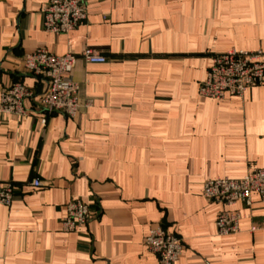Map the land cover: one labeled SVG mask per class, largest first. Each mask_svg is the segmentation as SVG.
Masks as SVG:
<instances>
[{
    "label": "crops",
    "instance_id": "crops-1",
    "mask_svg": "<svg viewBox=\"0 0 264 264\" xmlns=\"http://www.w3.org/2000/svg\"><path fill=\"white\" fill-rule=\"evenodd\" d=\"M46 2L0 0V98L16 81L32 93L25 117L0 112V182L13 185L0 264H160L144 244L159 225L183 244L175 264H264L258 195L250 207L202 195L207 179L264 168V82L242 98L199 93L215 53L264 50V0H86L87 21L62 34L43 29ZM85 47L106 57L72 71L91 105L48 114L23 56ZM79 198L94 216L63 232ZM224 209L243 215L239 232L217 233Z\"/></svg>",
    "mask_w": 264,
    "mask_h": 264
},
{
    "label": "built area",
    "instance_id": "built-area-1",
    "mask_svg": "<svg viewBox=\"0 0 264 264\" xmlns=\"http://www.w3.org/2000/svg\"><path fill=\"white\" fill-rule=\"evenodd\" d=\"M86 0H47L42 7V26L53 34L68 33L87 21ZM78 60L85 63H103L104 55L85 47L79 54L68 51L63 55L50 53L46 49H37L23 56L24 69L45 83V90L39 95V103L48 114L61 113L75 117L82 107L91 105V99L81 101L80 85L72 78V71ZM264 82V50L230 49L215 53L211 59L206 79L200 83L199 93L213 100H222L227 96L242 98L251 88ZM31 91L21 82H13L4 89L0 98V112L7 116L25 117V99L31 97ZM45 120L42 121L44 125ZM34 187L40 185L33 179ZM258 195L264 205V168H251L239 179L217 177L203 183L202 195L210 202L230 207L241 203L245 207L253 204L252 195ZM13 197V185L0 182V204L10 205ZM94 214L88 202L72 199L66 205L61 220L63 232L71 233L86 225ZM243 215L237 211L221 210L215 220L219 235L235 234L240 231ZM264 229V215L253 223L250 231ZM148 251L155 254L160 264H175L183 251L181 240L162 226L148 232L144 240Z\"/></svg>",
    "mask_w": 264,
    "mask_h": 264
}]
</instances>
